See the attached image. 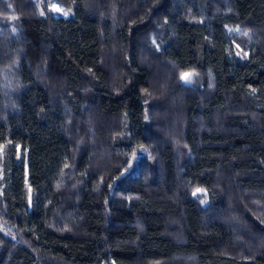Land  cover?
Returning <instances> with one entry per match:
<instances>
[{"label":"trees","instance_id":"16d2710c","mask_svg":"<svg viewBox=\"0 0 264 264\" xmlns=\"http://www.w3.org/2000/svg\"><path fill=\"white\" fill-rule=\"evenodd\" d=\"M54 1L0 0V264H264V0Z\"/></svg>","mask_w":264,"mask_h":264},{"label":"rangeland","instance_id":"374dc122","mask_svg":"<svg viewBox=\"0 0 264 264\" xmlns=\"http://www.w3.org/2000/svg\"><path fill=\"white\" fill-rule=\"evenodd\" d=\"M35 1V0H34ZM42 0H36V2L41 3ZM46 7L47 10L54 14V15H61L65 16L69 14V10H67L64 6L60 5L54 0H46ZM8 26V27H15L17 25V19L13 16H0V26ZM230 32L237 34L238 36H243L244 38H247L248 40H253L251 38V33L248 32L246 29L240 28V27H232L228 29ZM151 45V46H150ZM149 47L151 49H156V45L154 44L153 40H150ZM141 51L148 52L144 49V46H141ZM152 77L155 78V80L158 78V73H153ZM184 83L187 84H194V81L192 80V77L186 74V77L183 79Z\"/></svg>","mask_w":264,"mask_h":264},{"label":"water","instance_id":"95a60500","mask_svg":"<svg viewBox=\"0 0 264 264\" xmlns=\"http://www.w3.org/2000/svg\"><path fill=\"white\" fill-rule=\"evenodd\" d=\"M185 77H186V73H182L180 75V82H182Z\"/></svg>","mask_w":264,"mask_h":264}]
</instances>
